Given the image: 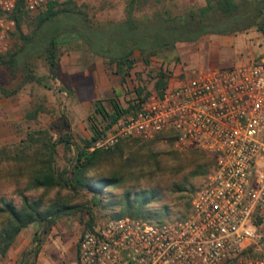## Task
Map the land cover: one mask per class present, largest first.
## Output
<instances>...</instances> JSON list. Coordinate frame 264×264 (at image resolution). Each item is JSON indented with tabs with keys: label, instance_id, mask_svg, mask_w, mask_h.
<instances>
[{
	"label": "built area",
	"instance_id": "obj_1",
	"mask_svg": "<svg viewBox=\"0 0 264 264\" xmlns=\"http://www.w3.org/2000/svg\"><path fill=\"white\" fill-rule=\"evenodd\" d=\"M35 12L49 2L22 0ZM18 0H0V52ZM170 133L179 147L202 151L211 168L177 219H107L85 229L73 264H264V54L207 69L150 92L92 143Z\"/></svg>",
	"mask_w": 264,
	"mask_h": 264
},
{
	"label": "trees",
	"instance_id": "obj_2",
	"mask_svg": "<svg viewBox=\"0 0 264 264\" xmlns=\"http://www.w3.org/2000/svg\"><path fill=\"white\" fill-rule=\"evenodd\" d=\"M138 1L127 0L124 19L101 22L91 21L86 11L76 6L75 0L49 2L37 15L35 28L30 34H25L22 30V21L28 11L24 9L23 1L18 0L9 15L15 22L14 30L9 31V34L22 43L16 50L0 53V64L9 66L13 72H19L24 82H39L41 78L33 73L32 58L44 57L51 74L55 75L59 68L57 51L61 39L65 36L69 39L74 37L88 53L103 58L108 67L114 66L115 73L124 81L133 68L136 52L145 65H149L154 57L160 59L163 64L178 59L176 52L178 42H195L205 34H232L249 28L264 31V0H204L203 6L199 8L184 6L178 14L165 9L137 16L135 10ZM169 76V72L163 66L156 70L153 78L154 90L157 93L162 92L167 86ZM16 91L8 90L0 83V92L3 95L10 96ZM149 94L150 91L144 90V86L140 84L136 86L134 96L127 107H122L113 98L108 100L110 108L97 100L95 109L100 118L98 116L91 118L94 119L90 120L91 135L75 144L69 170L59 171L55 167L57 145L64 143L69 149L74 144L69 133L59 135L57 139H53L46 131L38 130L30 134L23 140L26 142L25 146L15 150L12 156H7L23 163L17 166V174L21 176L24 172L28 173L25 189L48 190L55 186L68 187L72 190L88 189L96 193V203L101 204L103 196L100 194L108 189L119 188L131 170L146 169L152 176L162 169L154 143L161 135L168 136L167 138L173 141L170 133L156 134L143 144L138 142L140 138H127L120 139L107 149H91L93 141L100 134L108 130L122 115L132 112ZM40 111H43V106L39 105L34 110L27 111L25 115L27 118L35 119ZM130 139L134 143L130 144L128 141ZM138 143L139 145H136ZM195 150L206 155L200 150ZM3 154L5 152L0 150V163ZM194 164L197 167L191 170L190 175L208 173L196 164V160ZM180 165L177 161L173 166L176 174L182 169ZM8 174L15 175V172ZM174 187L182 191L184 183L176 184ZM17 192L22 199L20 206L12 199L0 198V215L4 216L0 228L1 255L6 254L21 229L31 223L46 225L44 231L47 232L51 225L63 216L72 213L80 215L83 212L90 215L89 208L82 204L54 203L42 207L40 200H30L22 191ZM160 199L161 195L157 190L141 189L136 192L125 190L119 199V210L113 212L110 219L128 216L162 221L163 219H160L162 214L150 208L152 203L159 202ZM92 225V217H89L84 224L85 229H91ZM39 247L37 244L34 248L35 255L39 252Z\"/></svg>",
	"mask_w": 264,
	"mask_h": 264
},
{
	"label": "rangeland",
	"instance_id": "obj_3",
	"mask_svg": "<svg viewBox=\"0 0 264 264\" xmlns=\"http://www.w3.org/2000/svg\"><path fill=\"white\" fill-rule=\"evenodd\" d=\"M75 1L76 6L86 11L93 22L122 20L125 17L127 0ZM204 4V0H139L135 15L152 14L165 9L178 14L184 6L199 8ZM43 9L28 12L24 17L22 30L25 34H30L35 28L37 15ZM6 35L7 47L0 53L16 50L22 43L9 32ZM61 40L57 51L59 68L55 75L51 74L44 57L32 58L33 73L41 78L39 82H24L19 72H13L9 66L0 64L1 85L8 90H17L10 96L0 92V150L5 152L0 163V198L12 199L17 206H20L22 199L17 192L20 190L30 200H40L42 207L54 203L82 204L89 208L90 215L83 212L80 215L72 213L63 216L51 225L47 232L44 231L46 228L44 224H29L15 236L6 254H0V264H73L77 256L78 239L85 230V222L92 217V227H95L110 219L112 213L119 210V199L125 190L131 192L141 189L157 190L161 199L152 203L150 208L162 214L160 219L180 218L187 210L192 193L203 183L207 175V172L190 175L191 170L197 167L194 160L202 170L209 171L211 168L208 156L202 155L193 148L179 147L168 139V136L161 135V138L155 141L154 149L162 169L152 176L146 172V169L131 170L130 174H126L125 182L121 183L119 188L108 189L100 194L103 196L101 204L96 203V193L88 189L72 190L68 187L55 186L48 190L42 188L26 190L28 173L24 172L21 176L17 174V166L23 163L7 156H12L15 150L25 146L26 142L23 140H26L30 134L38 130L46 131L53 139H57L59 135L69 133L74 144L67 149L64 143H59L55 155L56 169L69 170L75 144L91 135L90 120H94L91 118L95 116L100 118L95 109L97 100L110 108L108 100L113 98L122 107H127L137 85H143L144 90L155 91L153 75L160 66L169 72L168 83L171 85H173L172 81L186 80L185 78L188 79L199 72L186 74L178 62L179 59L162 64L160 59L154 57L149 65H145L136 52L130 75L122 81L115 73L114 66L108 67L103 58L88 53L78 39L74 37L69 39L65 36ZM262 40L264 38L261 39V46L257 45L258 42L254 44L255 55L264 50ZM185 48H188L186 44L178 42L177 56L180 50ZM227 52L229 51L221 49L217 54L221 53L220 55L223 56ZM202 61L204 67H211V64L221 67L229 63L220 56L211 57L208 52H205ZM39 105L43 106V111H40L35 119L27 118L26 112L34 110ZM150 139L140 138L138 142L143 144ZM128 141L130 144L134 143L132 139ZM177 161L180 162L182 169L176 174L173 166ZM26 162L30 163V161ZM10 172H15V175L8 174ZM181 183H184V190H176L174 186ZM163 212L167 213L163 214ZM3 219L4 216L0 215V228ZM150 221L157 220L153 218ZM37 244L40 250L35 255L34 248Z\"/></svg>",
	"mask_w": 264,
	"mask_h": 264
},
{
	"label": "crops",
	"instance_id": "obj_4",
	"mask_svg": "<svg viewBox=\"0 0 264 264\" xmlns=\"http://www.w3.org/2000/svg\"><path fill=\"white\" fill-rule=\"evenodd\" d=\"M262 38H264V31L252 30L251 28L232 34H205L195 42H179L186 44L188 48L180 50L178 53V62L188 75L204 69H225L234 65L247 64L264 54L263 50L255 55L253 49L256 47L254 46L255 42H258L257 45L261 46ZM221 49L228 50L229 52L223 56L220 55L221 53L217 54ZM205 52L211 54V57L220 56L229 63L221 67L214 64H211V67H204L202 58ZM181 81L183 79L172 81V84H177Z\"/></svg>",
	"mask_w": 264,
	"mask_h": 264
}]
</instances>
